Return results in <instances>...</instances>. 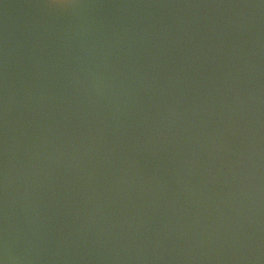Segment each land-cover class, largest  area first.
Wrapping results in <instances>:
<instances>
[{
    "label": "water",
    "instance_id": "obj_1",
    "mask_svg": "<svg viewBox=\"0 0 264 264\" xmlns=\"http://www.w3.org/2000/svg\"><path fill=\"white\" fill-rule=\"evenodd\" d=\"M0 264H264V0H0Z\"/></svg>",
    "mask_w": 264,
    "mask_h": 264
}]
</instances>
